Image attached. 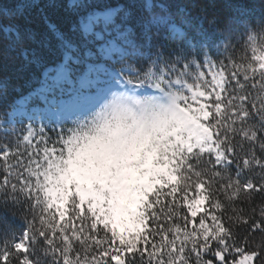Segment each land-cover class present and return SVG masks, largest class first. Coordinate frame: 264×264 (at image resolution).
<instances>
[{"label": "snow or ice", "instance_id": "obj_1", "mask_svg": "<svg viewBox=\"0 0 264 264\" xmlns=\"http://www.w3.org/2000/svg\"><path fill=\"white\" fill-rule=\"evenodd\" d=\"M114 14L89 15L85 30ZM128 32L105 23L95 52L64 54L23 97L33 115L16 137L23 151L0 146V202H23L32 216L0 242V264H42L38 248L51 264H264V243H253L264 234V99L257 107L245 91L257 69L158 52L133 68ZM140 39L151 48L146 27ZM258 75L264 91V62ZM47 114L72 126L53 140Z\"/></svg>", "mask_w": 264, "mask_h": 264}, {"label": "trees", "instance_id": "obj_2", "mask_svg": "<svg viewBox=\"0 0 264 264\" xmlns=\"http://www.w3.org/2000/svg\"><path fill=\"white\" fill-rule=\"evenodd\" d=\"M150 1L148 7L146 0H0V122L9 117L16 100L39 86L46 69L62 62L66 51L74 57L82 56L86 48L95 52L97 40L88 39L83 34L80 22L93 10L115 7L118 10L109 25L123 22L124 28L129 30L131 43L128 50L135 54L133 68L149 54L155 60L156 52L162 59L170 58L181 63H198L207 55L216 61L227 62L230 58L245 67L251 64L257 69V80H249L245 91L255 99L256 106H260L264 91L260 90L258 83L261 62L257 58L264 52V33L260 31L264 28V0ZM213 20L215 23H210ZM173 24L182 29L181 36L171 35L169 27ZM145 27L152 36L151 48L140 39V32ZM163 66L158 61L153 70L158 71ZM206 78L211 80V75ZM241 80L243 82L242 77ZM189 83L196 82L190 79ZM193 91L203 89L194 88ZM199 103H206V100L201 99ZM251 106L250 99L246 107L251 109ZM193 107L197 105L193 104ZM24 126V121L0 125V146L7 144L15 152L16 145L20 144L23 151L22 136L20 140L16 137L27 134ZM63 128L67 130L66 126ZM45 135L56 140L64 133L46 127ZM56 147L58 149L59 145ZM16 171L13 169L14 173ZM3 199L0 192V201ZM260 199L257 197L256 202L259 203ZM31 216L32 210L23 202H0V242L5 237L11 240L22 233L27 217L31 219ZM75 223L78 227L79 221ZM117 228L123 230L118 221ZM253 243H264V234L255 233ZM76 246L79 248L78 242ZM36 256L42 264H51L50 257L44 256L39 248Z\"/></svg>", "mask_w": 264, "mask_h": 264}, {"label": "rangeland", "instance_id": "obj_3", "mask_svg": "<svg viewBox=\"0 0 264 264\" xmlns=\"http://www.w3.org/2000/svg\"><path fill=\"white\" fill-rule=\"evenodd\" d=\"M146 3H147V6L148 7L151 6V1L150 0H146ZM113 10H115V13H116V11L118 10V7H116V8H110V9H105V10H93L91 13H89L88 15H86L85 18H83V20L81 21V30H82L83 34L88 39L91 38V37L97 39L96 33L101 28H103L105 26V23H107L108 25L110 23H112L115 14L112 15L111 17H109L108 20H107V22L105 21V19H104L103 16H101L98 20H95L94 19L93 22H92V24H91V27L89 28V30L86 31L85 30V24H88V17H89V15L95 16L96 13L111 12ZM171 31H172V33L177 34V35H180L181 34V29L178 26H171ZM97 48H98V44L96 45L95 49H97ZM64 54H67L68 56L72 57L73 59L75 58L74 56H72V54L69 51H66ZM260 57H264V52H262L261 55L257 58V60L259 62H263L264 60L259 59ZM58 66H56L54 68H49V69H46V70H51L50 71V74L51 75H55V73H56V71L58 69ZM42 77H43V74H42ZM116 90L117 91H126V92H128L129 95H132V96H133V92H136L137 91L136 93H138V95H136V96H138V97H140L142 94L145 93L142 90H136V89L129 90V89L118 88ZM140 92L142 94H140ZM153 94H155V93H153ZM31 115H33V114H32V112L30 110V106L29 105H26L23 102V97H22V98H19L18 100H16L14 102V104L12 105L11 113H10L9 117L6 120H3L2 122H0V125H5L7 123H10V124L21 123L23 121H24V124L27 125V123H28L27 117L28 116H31ZM57 119H60L61 120V123L60 124H56L54 126L52 123H50V121H55ZM69 119L70 120L71 119H76V117H70ZM43 123L46 125V127H50V128H52V127L61 128L62 126H65V125H69V127L72 126L70 123H64L61 117H59L57 115H54V114H47V115H45L44 120H43ZM36 132H39V119H37V121H36Z\"/></svg>", "mask_w": 264, "mask_h": 264}, {"label": "bare ground", "instance_id": "obj_4", "mask_svg": "<svg viewBox=\"0 0 264 264\" xmlns=\"http://www.w3.org/2000/svg\"><path fill=\"white\" fill-rule=\"evenodd\" d=\"M135 91V90H134ZM137 92V91H136ZM136 92H133V96H136V95H138V93H136Z\"/></svg>", "mask_w": 264, "mask_h": 264}]
</instances>
